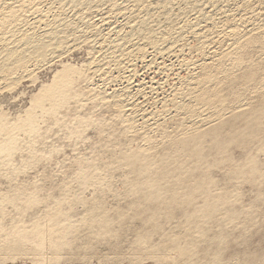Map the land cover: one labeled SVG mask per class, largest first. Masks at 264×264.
I'll return each mask as SVG.
<instances>
[{
  "label": "rangeland",
  "instance_id": "374dc122",
  "mask_svg": "<svg viewBox=\"0 0 264 264\" xmlns=\"http://www.w3.org/2000/svg\"><path fill=\"white\" fill-rule=\"evenodd\" d=\"M23 39L44 42V56ZM66 65L67 99L53 105L54 93L35 105ZM208 90L210 104L197 97ZM255 108L256 137L225 153L207 139L201 170L153 178L162 159L185 173L193 165L176 141L226 121L228 137ZM263 141L264 0H0V143L12 146L0 154V241L37 229L33 243L0 250V264H214L216 249L223 264H264V173L232 174L252 163L264 172ZM124 154L150 160V174ZM175 177L178 206L155 209L144 196L160 189L166 199ZM194 180L209 184L190 197ZM206 193L218 208L200 237L190 222ZM189 232L197 252L179 255Z\"/></svg>",
  "mask_w": 264,
  "mask_h": 264
},
{
  "label": "bare ground",
  "instance_id": "6f19581e",
  "mask_svg": "<svg viewBox=\"0 0 264 264\" xmlns=\"http://www.w3.org/2000/svg\"><path fill=\"white\" fill-rule=\"evenodd\" d=\"M49 31L46 32V33H44V34H46L45 36H48L47 39H49V40H51V39H58V43H62L64 41L63 40L64 37H62V38H56V36H54L52 32L49 33ZM51 35H53V36H51ZM28 40L27 39H23L21 46H24V48H25V47L29 46V44L31 45V43L29 42L30 40L29 41ZM19 46H18V48H20ZM50 46L51 45L49 44L48 47L50 48ZM31 47L33 49V53H34L35 56L42 57L46 53L47 46L42 41L36 42V44L35 45H31ZM24 50L25 49L22 48L21 49V53H23ZM25 57H24V55L23 56H20L19 58L17 57V59L15 60V64L16 65L13 68L14 69H17V70H18V68H21V69L24 68V63H25L24 58ZM72 73H73V69H71L67 65L66 66H63L62 70L57 71V73L55 75L58 76V80L55 83H53V85L45 86V88L42 90V96L39 94L36 97V99H34V101H36V104L35 105H39V106L42 105L43 104V101H42V98L41 97L51 96L54 93L57 95V97L59 98L60 101L57 100V102L55 104H53V105H56L59 102H62L63 100H66L67 97H68V94L62 93L61 91H62V89L64 87H67V84H69V83H71L73 81ZM251 77H252V73H250L249 76L246 77V79H250ZM212 96H214V92H211L210 93V91L209 92H201L199 95H197V97L201 99V102L208 103V104H210V98ZM217 101H218V99H216L214 101V103H217ZM220 102L221 101H219V103ZM250 113L251 114L248 117L247 116H243V121L242 122H244V124H243L244 126L240 127L239 129H235V130L231 131V133H230V135L228 137L223 138L221 136L222 130L224 129L225 125H227V121H226L225 124H224V122H222V123L217 124L216 125L217 127L211 128V129H215V131L205 132V133L202 132V134L201 133H198V134H195L193 136H189V137L187 136V138H185L183 140L176 141L174 143V146H173V147H175V151H178L179 153H181L182 156H189V158H194L193 165L189 168L188 173H185L186 168H183L182 167V164L180 162H177L176 163V168L177 169L170 170V167L168 166L167 159H162V160H160L159 168L157 167V170H158L157 171V176L158 177H153V178L156 179V180L157 179L158 180L159 179H163L165 176H168L170 174H176L175 173L176 171L178 172V174L181 173L184 176L185 175H193L194 171L200 167L198 165L200 164V161L202 159V150H203L202 147H203V143L207 139H210L211 142H212V147H211L212 150L219 151V153L220 152L225 153L226 148L228 146L227 144L236 143L238 145L240 143L242 144V143L248 141L251 138V136L256 137V134H257V132L260 129V128L259 129L257 128V125L260 123V119H261V117L258 118V119L256 117H258L259 115H261L262 110H261V108H258V109L255 108L252 112L250 111ZM234 117H237V116H234ZM236 124H237V122H236ZM225 139H227V141ZM225 141H226V143H225ZM260 147H261V149L264 150V141H263V143L261 144ZM9 149H11V151H12V146H11V144L9 142H5V143L2 142V143H0V154H9L11 152V151H9ZM122 157H123V160L126 161V163L129 166H131L132 168H135L137 174H139V175H142V174H146V175L147 174H150L149 169H150V166L152 165V163L146 157H144L142 155H135V156L129 155V156H127L126 154H124ZM250 161H252V158H250ZM248 167H241V168H238L236 170L234 169L233 171L231 169L230 170L232 171V174L233 175H236V176H242V177H244V176H253V177H257V178L260 177V176L262 177V175H263L264 172L260 170L262 172L261 173L258 170V168H257L258 166L256 167L254 163L250 164V166H248ZM244 168H248V170H246V169L244 170ZM198 173H200V172L198 171ZM163 174H165V175H163ZM85 175H87V174H85ZM184 176L181 177V178H184ZM204 176H205V174H204ZM200 178L201 177H199V179ZM173 179H175V180H172L171 182L168 183V186L169 185L170 186H173L172 190L175 189V187H179L182 184V181H183L182 179H179L178 177H175ZM204 180H194L193 182L189 183V185L192 186L191 187L192 190H189L190 188L187 187V191L188 190H189L188 192L191 191L190 194H189L190 197L195 196L196 194H198V192L200 193V191L202 190L200 188H203L204 186H206V185L209 184L208 181H204ZM159 182H157V181L154 180L152 184H154V186H155V185H158ZM152 184H151V186H152ZM164 184H167V183H164ZM154 188H156V187H154ZM169 189L167 188L166 191L167 190L168 191L171 190V189L170 190ZM145 190H147V189H145ZM175 190H173V193L169 192L171 194L170 195H166V197H167L166 199L164 197H162L163 196V193L165 191L163 190V193H162L160 189H157L156 191H153L152 190L153 191V192L151 191L152 193H150V194L146 193L147 196L145 195L144 197H146V201L148 200L150 204H153L154 205L155 209H156V206H161L162 203H165L166 209H169L170 207L175 206V203H176L177 206L179 204L178 200H179V196L180 195L178 196V193H176ZM196 190H198V192L195 194V191ZM203 190L205 191L206 189H203ZM177 191H178V189H177ZM147 192H150V189ZM206 194L207 195H205V202H204L203 206L197 208L195 211L193 210V213L194 214H192V215H195V216H193L194 218H193L192 222H190V223H192L190 227L192 228L193 232L199 233L200 237L203 235V232L200 230V229H203V228H201V223L203 221H205V220L208 221V219L212 218L214 216V213L217 211V208H218V203L212 201V196H211L212 194L211 195L208 194V193H206ZM27 198H30V195H28ZM162 198H164V199H162ZM223 199H224V196L218 197L216 199V201H221V200L224 201ZM181 200L183 201V199H181ZM138 201H140V200H138ZM182 201H180V202H182ZM188 201H190V200H188ZM191 201H192V199H191ZM139 203L141 204V202H139ZM139 203H137V204L140 205ZM145 203L147 204V202H145ZM191 203L193 204V202H191ZM191 203H189V204L191 205ZM189 204H187V205H189ZM143 205H145V204H143ZM184 206H185V203H184ZM148 208H149V206H148ZM151 208H152V206H150L149 209H151ZM146 209H147V206H146ZM166 209H164V210L168 213L169 211L166 210ZM152 210H150V211H152ZM156 212L157 211L154 210L153 213H156ZM169 213H168V215H169ZM153 215L154 214H152L151 216H153ZM153 218H155V216ZM94 220L96 221V219H94ZM149 220L150 221H148V222H152L151 221V220H153L152 217H151V219L149 218ZM100 224H102V223H100ZM102 225H104V224H102ZM203 225H205V224H203ZM36 231H37V229H35V227L32 229V231L30 230V232L27 231L25 233H24V231H21V232H17V231H14V230L11 231L10 237H5L4 240L2 239L0 241V250H3L4 249L6 251H12L13 249H19L20 247H24L23 245L26 246V245H28L30 243H33V234H34V232L36 233ZM148 234H150V233H148ZM0 235H2V234H0ZM18 235H19V237H18ZM191 236H192L191 235V232L187 233V235L185 237V240L186 241L184 240V242L185 243H188L189 242V244L184 249L182 248L181 244L175 245L177 247L178 251H179V255H191L192 253L194 254L195 252H197L195 248H196L197 244L200 241L199 242H197V241L194 242L193 240H190V238L188 240V237H191ZM144 238H145V236H144ZM141 241H142V238H141ZM175 241L177 242L178 240H173V242H175ZM206 242H207V240H206ZM211 243L212 244L214 243V245L219 246L220 243H222V241H219L218 239L216 240V238H215V240L214 241H211ZM203 244H204V241H203ZM214 245H213V247H214ZM204 246H205V244H204ZM208 247H209V245H208ZM199 248H201V246ZM215 248L216 247H214L213 249H215ZM204 249H205V247H204ZM24 250H22V251H24ZM207 251H208V253H210L209 252L210 250H207ZM211 259H214V261H213L214 264H218V262H219V264H223L222 261H221V258H220V252L217 249L213 252Z\"/></svg>",
  "mask_w": 264,
  "mask_h": 264
}]
</instances>
